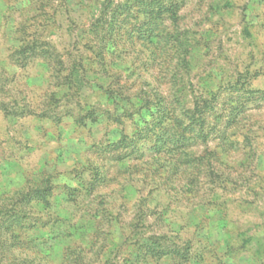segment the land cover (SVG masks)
I'll use <instances>...</instances> for the list:
<instances>
[{
	"label": "rangeland",
	"instance_id": "374dc122",
	"mask_svg": "<svg viewBox=\"0 0 264 264\" xmlns=\"http://www.w3.org/2000/svg\"><path fill=\"white\" fill-rule=\"evenodd\" d=\"M0 264H264V0H0Z\"/></svg>",
	"mask_w": 264,
	"mask_h": 264
},
{
	"label": "trees",
	"instance_id": "16d2710c",
	"mask_svg": "<svg viewBox=\"0 0 264 264\" xmlns=\"http://www.w3.org/2000/svg\"><path fill=\"white\" fill-rule=\"evenodd\" d=\"M157 28L158 26L157 27L147 26L146 28L141 27L142 31L138 35L140 38L147 37L148 39H157V37L160 35L159 32L157 34V32L155 31ZM168 37H169L168 40H170L173 37V35L171 33H168ZM75 78H76V82L78 85L85 86V82H86L85 79L81 78V76L78 74L76 75ZM147 106L144 105L142 108L147 107ZM160 109H163V112L165 113L167 112L166 106L162 107V105H160V106H157L156 109H151V107H148V111L151 112V115H154L155 111H159ZM140 114L142 116L144 113H140ZM175 120L178 121V125H181V127H175V126L173 127L171 124H167V125L164 124L163 126H161L160 123H157L156 126H161L160 131L155 133V136H156L154 140L155 142L152 139L151 140L153 142L149 141V144H151V147L148 148V151L153 152V153H159L162 151H167V150H172V149L176 151L177 149H185L190 146V143H188V140L186 138V134L190 132L191 130L190 127L188 125H184L183 124L184 122L179 121L178 117H175ZM133 125L138 127V122L135 121ZM128 131H129L128 127L125 126L121 130L120 136L118 137L117 140L108 141L109 146L116 150L117 149L116 146L130 140L131 137ZM148 138H150V136L144 139L148 141ZM45 191L46 190H43V189L38 190V192H42V194H45Z\"/></svg>",
	"mask_w": 264,
	"mask_h": 264
}]
</instances>
